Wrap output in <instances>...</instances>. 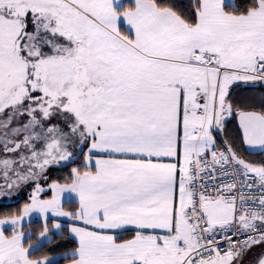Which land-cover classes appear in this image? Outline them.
I'll use <instances>...</instances> for the list:
<instances>
[{
    "label": "snow or ice",
    "instance_id": "1",
    "mask_svg": "<svg viewBox=\"0 0 264 264\" xmlns=\"http://www.w3.org/2000/svg\"><path fill=\"white\" fill-rule=\"evenodd\" d=\"M0 264H264V0H0Z\"/></svg>",
    "mask_w": 264,
    "mask_h": 264
},
{
    "label": "trees",
    "instance_id": "2",
    "mask_svg": "<svg viewBox=\"0 0 264 264\" xmlns=\"http://www.w3.org/2000/svg\"><path fill=\"white\" fill-rule=\"evenodd\" d=\"M39 221H35V223H38Z\"/></svg>",
    "mask_w": 264,
    "mask_h": 264
}]
</instances>
